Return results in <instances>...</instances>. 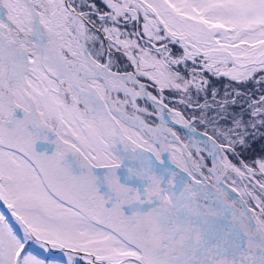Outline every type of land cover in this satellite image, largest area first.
Instances as JSON below:
<instances>
[{"label":"snow or ice","instance_id":"6c2138e0","mask_svg":"<svg viewBox=\"0 0 264 264\" xmlns=\"http://www.w3.org/2000/svg\"><path fill=\"white\" fill-rule=\"evenodd\" d=\"M258 142L264 0H0V264H264Z\"/></svg>","mask_w":264,"mask_h":264},{"label":"rangeland","instance_id":"374dc122","mask_svg":"<svg viewBox=\"0 0 264 264\" xmlns=\"http://www.w3.org/2000/svg\"><path fill=\"white\" fill-rule=\"evenodd\" d=\"M224 83H225V81H219L216 83V86L222 88ZM174 127H176L177 130L180 131L182 135H187V131L184 129H181L178 125H176ZM53 253H54V255H57V256L59 255V253L56 250H53Z\"/></svg>","mask_w":264,"mask_h":264},{"label":"trees","instance_id":"16d2710c","mask_svg":"<svg viewBox=\"0 0 264 264\" xmlns=\"http://www.w3.org/2000/svg\"><path fill=\"white\" fill-rule=\"evenodd\" d=\"M262 147H264V144H261V143L258 142V143L253 147L251 153H245V156L248 157V156H250V155L258 154L259 150H260Z\"/></svg>","mask_w":264,"mask_h":264}]
</instances>
